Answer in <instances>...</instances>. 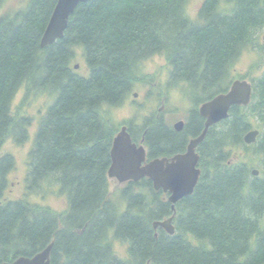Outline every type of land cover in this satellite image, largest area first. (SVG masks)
<instances>
[{
  "label": "trees",
  "instance_id": "16d2710c",
  "mask_svg": "<svg viewBox=\"0 0 264 264\" xmlns=\"http://www.w3.org/2000/svg\"><path fill=\"white\" fill-rule=\"evenodd\" d=\"M187 2L88 0L69 16L63 36L46 46L40 38L56 0H25L0 15V147L7 138L28 140L32 117L12 112L22 86L23 99L54 95L27 152L24 197L2 198L15 160L0 155V264L31 257L50 242L51 264L264 263V72L251 78L250 102L231 106L197 145L201 174L192 194L174 204L173 234L153 228L173 210L167 193L147 177L115 193L109 188L111 143L122 124L111 110L143 80L142 61L162 55L169 84L183 85L192 101L182 130L154 112L145 120L151 158L185 150L203 128L198 105L226 91L244 49L261 47L264 0H203L194 20ZM78 53L86 74L74 68ZM253 128L256 139L246 144L243 136ZM53 185L66 196L62 211L26 198L51 193ZM114 240L126 257L117 256Z\"/></svg>",
  "mask_w": 264,
  "mask_h": 264
},
{
  "label": "rangeland",
  "instance_id": "374dc122",
  "mask_svg": "<svg viewBox=\"0 0 264 264\" xmlns=\"http://www.w3.org/2000/svg\"><path fill=\"white\" fill-rule=\"evenodd\" d=\"M202 0H188L185 5H193L195 11ZM25 0H4L0 6V15L12 13L21 9ZM226 5L225 3H223ZM191 19V18H190ZM258 44L254 47H247L239 55L236 63L232 68V80L244 79L251 81V78L261 75L264 72V26L258 34ZM154 55L140 63L139 74L143 80L137 81L134 88L126 97L125 102L111 110L112 118L116 123L134 122L138 123L144 120L146 115H155L162 113L168 124H173L179 119H183L188 111L192 108V101L189 99L183 85L169 84L168 74L169 65L165 61L161 64L159 57ZM78 64L77 70L86 74L87 69L80 53L74 60ZM136 94V95H134ZM54 95L46 93H31L24 98L23 86L16 93L13 103L12 112L14 114H26L32 117L33 122L29 128V137L22 144H16L11 138H7L0 147V155L10 153L15 160V167L8 174V187L6 188L3 199H16L24 197L25 186L24 176L26 174V158L34 137L35 130L40 116H42L49 104L52 102ZM136 120V121H135ZM138 121V122H137ZM253 167V166H252ZM255 167V166H254ZM123 183H118L115 179H109L110 191L115 193L123 187ZM58 185H53L51 193L41 195V193L30 194L26 198L42 206H48L55 211H62L67 207L66 196L55 194ZM119 243L123 246V252L117 253V256L126 257V249L123 244L114 240L113 244Z\"/></svg>",
  "mask_w": 264,
  "mask_h": 264
},
{
  "label": "water",
  "instance_id": "95a60500",
  "mask_svg": "<svg viewBox=\"0 0 264 264\" xmlns=\"http://www.w3.org/2000/svg\"><path fill=\"white\" fill-rule=\"evenodd\" d=\"M88 0H56L47 25L41 36L40 45L53 43L62 37L67 26L68 18L79 3ZM78 64L74 65L76 69ZM252 85L249 81L235 79L229 88L214 95L203 102L199 107V113L204 117L201 133L192 137L186 146V150L176 153L170 158L158 157L145 162V149L142 145H136L123 126L113 137L110 148V165L107 170L109 178H115L119 182L127 180L138 181L147 177L155 190L161 189L167 192V200L174 204L179 199L192 194L201 173L198 167L199 155L195 148L205 136L207 129L228 116L229 108L233 105H247L251 100ZM136 95V94H134ZM176 130H181L183 122L176 121L173 125ZM258 134L257 129L246 132L243 136L245 143L255 141ZM252 175H258V169L251 170ZM172 216L153 222V228L162 227L169 234L174 233L171 224ZM52 246L50 242L44 249L31 257L19 256L12 261L1 264H51L49 253ZM264 264V263H261Z\"/></svg>",
  "mask_w": 264,
  "mask_h": 264
},
{
  "label": "flooded vegetation",
  "instance_id": "af4514ba",
  "mask_svg": "<svg viewBox=\"0 0 264 264\" xmlns=\"http://www.w3.org/2000/svg\"><path fill=\"white\" fill-rule=\"evenodd\" d=\"M201 2H203V0L201 1ZM224 2H221V4H223ZM201 4L202 3H200V5L198 6V8H197V10H196V14H195V18H196V16H197V13H198V10L200 9V7H201ZM227 5V4H226ZM185 12H186V8H185ZM194 18V19H195ZM191 19H193V18H191ZM193 19V20H194ZM151 115H146V117H145V120L148 118V117H150ZM191 115H190V112L188 111V113L186 114V116H185V118H183V119H179V120H182L183 122H184V125H185V123H187V121H186V118L188 117V119H189V117H190ZM161 119V121L162 122H167L166 121V119H165V117H164V115L163 116H159V115H156V119ZM145 120H141V122H138V123H134V122H127V123H125V124H121V126H120V128L121 127H125V129H126V131L128 132V134L130 135V137H131V141L132 142H134L136 145H142L143 146V148L145 149V151H146V154H147V156H148V150H149V145H147V143H145V140H144V137H143V134H144V131H142V127L145 125ZM150 120H152V118H150ZM136 121V120H135ZM203 123H204V119H203ZM171 126H173L172 124H170ZM184 127V126H183ZM192 137H189L188 138V140H187V143H188V141L191 139ZM186 146H187V144L185 145V150H186ZM184 150V151H185ZM183 151V152H184ZM173 155V154H172ZM172 155H165V154H161L160 156H155V157H151V158H147L146 157V159L147 160H145V162H147V161H149V160H151V159H153V158H156V157H162V156H166V157H170V156H172Z\"/></svg>",
  "mask_w": 264,
  "mask_h": 264
},
{
  "label": "clouds",
  "instance_id": "9594fccd",
  "mask_svg": "<svg viewBox=\"0 0 264 264\" xmlns=\"http://www.w3.org/2000/svg\"><path fill=\"white\" fill-rule=\"evenodd\" d=\"M220 7H221V8H226V7H229V6L224 5V4H221ZM186 14H187L190 18H193V19L195 18V11L193 10V5H191V4L187 5V7H186ZM159 62H160L161 64H163V63L165 62V61H164V58H163L162 55L159 57ZM114 251H116L118 254H119V253H122V252H123V246H121L119 243H116V244L114 245Z\"/></svg>",
  "mask_w": 264,
  "mask_h": 264
},
{
  "label": "bare ground",
  "instance_id": "6f19581e",
  "mask_svg": "<svg viewBox=\"0 0 264 264\" xmlns=\"http://www.w3.org/2000/svg\"><path fill=\"white\" fill-rule=\"evenodd\" d=\"M201 3H202V2H201ZM62 36H63V35H62ZM60 38H61V37H60ZM40 40H41V38H40ZM39 44H40V43H39ZM47 45H48V44H47ZM40 46H41V45H40ZM44 46H46V45H44ZM75 65H76V64H75ZM202 129H203V128H202ZM207 130H208V129H207ZM201 131H202V130H201ZM206 132H207V131H206ZM200 133H201V132H200ZM200 133H199V134H200ZM199 134H198V135H199ZM205 134H206V133H205ZM198 135H197V136H198ZM195 137H196V136H195ZM204 137H205V136H204ZM179 200H180V199H179ZM168 202H169V201H168ZM169 203H170V202H169ZM175 203H176V202H175ZM170 205H171V203H170ZM171 209H172V208H171ZM174 213H175V212H174V210H173V214L171 215L172 217L174 216ZM168 217H170V216H168ZM168 217H166V218H168ZM166 218H164V219H166ZM164 219H162V220H164ZM49 220H50V219H49ZM156 221H158V220H156ZM171 224H172V218H171ZM152 225H153V224H152ZM172 226H173V225H172ZM158 227H160V226H158ZM161 228H162V227H161ZM173 228H174V227H173ZM155 229H156V228H155ZM166 232H167V231H166ZM167 233H168V232H167ZM49 259H50V255H49ZM60 261H61V260H60Z\"/></svg>",
  "mask_w": 264,
  "mask_h": 264
}]
</instances>
